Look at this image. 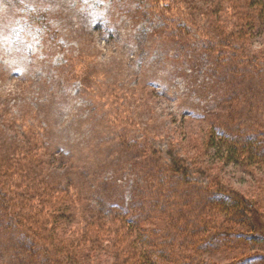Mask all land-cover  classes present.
Wrapping results in <instances>:
<instances>
[{"label": "rangeland", "instance_id": "rangeland-1", "mask_svg": "<svg viewBox=\"0 0 264 264\" xmlns=\"http://www.w3.org/2000/svg\"><path fill=\"white\" fill-rule=\"evenodd\" d=\"M0 168V264H52L36 217L64 264H138L119 213L181 261L264 264V0H0Z\"/></svg>", "mask_w": 264, "mask_h": 264}, {"label": "trees", "instance_id": "trees-1", "mask_svg": "<svg viewBox=\"0 0 264 264\" xmlns=\"http://www.w3.org/2000/svg\"><path fill=\"white\" fill-rule=\"evenodd\" d=\"M230 151L231 150L225 146H219V147H217V149H215V152L217 153V155L223 159L229 155L228 153ZM252 155L253 156H251V157H254L253 153H252ZM256 157L257 156H255V159H256ZM250 160L253 161L254 158H250ZM169 168L172 170V172L175 175H178L179 177H181L185 183H188L191 185V183H198L199 182V180L197 178L193 177L194 176L193 173L195 171L193 172L192 167L190 165H188L187 163H185L181 158L177 157L176 155L173 157L172 163H171ZM0 170H1V168H0ZM196 170L199 173H204V169L201 166H196ZM191 172H193L192 178L190 177ZM211 183L212 184H210V185L207 183V187L212 192V195H218L219 197H221L220 198L221 201L226 202L227 200H230V202H231V201L237 200L238 197L241 196V194L239 192H237V190L235 188H225L224 185L220 184V182L215 181V180ZM2 190H3V188L0 190V194H1ZM57 191H59V190H57ZM61 192H66V191L61 190ZM213 198L214 197L211 198V201L208 204L207 208L209 207V208H211V210H214V211L216 209H219L218 212H225L226 210H222V208H223L222 204H220L221 205V207H220L219 205H217L218 203L215 202L216 198L215 199H213ZM239 200L241 202L240 203L241 205H245L244 206V207H246L245 209H256V207H257L256 202L254 200H252L251 198L245 197L242 200V198L240 197L237 201H239ZM62 201L64 202L65 199L63 198ZM65 204L63 206V205H60L59 202L56 203V205H58V206L60 205V207L63 208V213L58 214L59 217H61L63 220L66 219V217L63 215L65 213H67ZM159 211H161L162 213H166V211L163 209H161ZM239 213L236 212L234 215L236 216ZM111 217H113V218L115 217V219H120V222L122 221L125 225H127L126 233L128 235H130L134 240V242L130 246L135 251V254L137 255V257L140 259V262L138 264H203L201 262L193 263V262L181 261V259H179L177 255H175V253L172 249H166L165 248L166 245H164L167 242V241H165L166 236L164 235V233L162 231H158V229H157V232H159L158 234L162 235L160 240H161V242L163 241V243L160 242L161 243L160 244L161 246H160L159 244L152 243V240H150V235L148 234L147 228H145V226L140 227L141 222L136 223L135 218L132 221H129V217L124 215V214H121V213H119L118 215H111ZM144 217H145L144 219H146L149 216H144ZM225 218L228 219V216H225ZM246 218L249 220L250 223L253 224V226H254V224L264 225L263 223L258 222V219L256 217L252 218V217L248 216L247 213H246ZM17 219L22 224L23 220L19 217H17ZM54 219H57V216H56V218L54 216ZM61 222H62V220L58 221L56 226H59ZM34 223L35 224L32 226L33 228L31 230L29 229V232H30L33 240L35 241V243L40 247L41 253L44 255V257L49 259L52 262V264H64L62 254L68 248L72 247V245H71L72 241L67 239L66 234H64L63 237H58V240H59L58 246H56V248H54L52 246L54 244L48 243V240H47L48 238L44 234V232H46V225H47L46 218L36 217L34 219ZM37 223L40 224L44 228V230H42V229L40 230V229L36 228L35 226ZM171 225H173L174 227H177L180 230H187L185 233H188L190 237H192V235L194 237H196V235L201 232V230H202L201 228L203 227V226L199 225V226H195L193 229H190V230L186 229L188 227L187 222H185L183 220V218H180V217H178L176 221L173 220ZM233 226L234 225L229 227V228H231L230 229L231 231H234ZM153 233H156V232L153 231ZM231 233H233V232H229V234L227 232H225V235H227V234L230 235ZM132 234H134V236ZM198 235H200V234H198ZM198 235L195 239L191 238V240H193V242H195V240H196V243H198V244L200 243L201 245H203V244L205 245L206 242L211 241V240L206 239L205 236H203V238L200 239V237ZM164 236H165V238H164ZM215 239H219V237L217 236V238H215ZM213 241L214 242L213 243L211 242V244H214L216 240H213ZM147 242H149V244H147ZM135 243L140 244V246L135 247L134 246ZM146 245H148L150 247V249H145L144 247ZM194 246H196V244H194Z\"/></svg>", "mask_w": 264, "mask_h": 264}]
</instances>
